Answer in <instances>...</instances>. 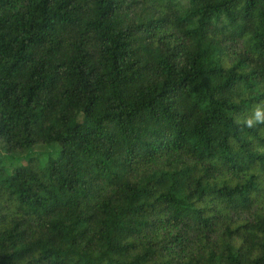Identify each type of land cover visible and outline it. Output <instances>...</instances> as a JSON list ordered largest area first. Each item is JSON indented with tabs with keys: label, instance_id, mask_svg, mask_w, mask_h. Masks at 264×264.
<instances>
[{
	"label": "trees",
	"instance_id": "trees-1",
	"mask_svg": "<svg viewBox=\"0 0 264 264\" xmlns=\"http://www.w3.org/2000/svg\"><path fill=\"white\" fill-rule=\"evenodd\" d=\"M262 102L264 0H0V264H264Z\"/></svg>",
	"mask_w": 264,
	"mask_h": 264
},
{
	"label": "clouds",
	"instance_id": "clouds-1",
	"mask_svg": "<svg viewBox=\"0 0 264 264\" xmlns=\"http://www.w3.org/2000/svg\"><path fill=\"white\" fill-rule=\"evenodd\" d=\"M238 124H243L247 128H255L258 125H264V102L254 106L251 115L243 120H237Z\"/></svg>",
	"mask_w": 264,
	"mask_h": 264
},
{
	"label": "rangeland",
	"instance_id": "rangeland-1",
	"mask_svg": "<svg viewBox=\"0 0 264 264\" xmlns=\"http://www.w3.org/2000/svg\"><path fill=\"white\" fill-rule=\"evenodd\" d=\"M54 151V148L49 145H39L34 148V154H41V158L45 161L48 154H51ZM3 153V152H2Z\"/></svg>",
	"mask_w": 264,
	"mask_h": 264
}]
</instances>
